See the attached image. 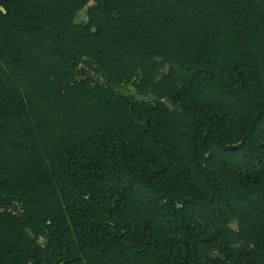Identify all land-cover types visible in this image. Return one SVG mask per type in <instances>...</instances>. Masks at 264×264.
I'll return each mask as SVG.
<instances>
[{
  "label": "trees",
  "instance_id": "16d2710c",
  "mask_svg": "<svg viewBox=\"0 0 264 264\" xmlns=\"http://www.w3.org/2000/svg\"><path fill=\"white\" fill-rule=\"evenodd\" d=\"M0 264H264V0H0Z\"/></svg>",
  "mask_w": 264,
  "mask_h": 264
},
{
  "label": "rangeland",
  "instance_id": "374dc122",
  "mask_svg": "<svg viewBox=\"0 0 264 264\" xmlns=\"http://www.w3.org/2000/svg\"><path fill=\"white\" fill-rule=\"evenodd\" d=\"M79 15H78V20H83V19H85V13H84V11L82 10V11H80L79 13H78ZM129 92H131V90H129Z\"/></svg>",
  "mask_w": 264,
  "mask_h": 264
}]
</instances>
